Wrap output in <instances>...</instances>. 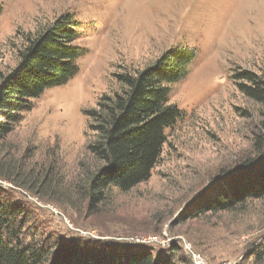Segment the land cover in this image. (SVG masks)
<instances>
[{"label":"rangeland","instance_id":"rangeland-1","mask_svg":"<svg viewBox=\"0 0 264 264\" xmlns=\"http://www.w3.org/2000/svg\"><path fill=\"white\" fill-rule=\"evenodd\" d=\"M0 5V74L17 65L27 36L65 12L83 22L78 43L87 49L70 81L36 98L0 141V187L27 213L26 244H145L155 254L173 250L180 264H196L194 254L205 264H264L258 258L264 197L200 213L254 166L246 162L258 159L255 134L264 109L243 92L248 81L238 73L264 76V0ZM177 45L192 47L197 58L171 85L170 103L181 115L165 131L151 177L129 191L111 187L103 202L92 203L90 173L99 163L88 150L95 138L88 111L119 90L118 74L140 71Z\"/></svg>","mask_w":264,"mask_h":264},{"label":"trees","instance_id":"trees-1","mask_svg":"<svg viewBox=\"0 0 264 264\" xmlns=\"http://www.w3.org/2000/svg\"><path fill=\"white\" fill-rule=\"evenodd\" d=\"M82 28L80 19L65 12L26 37L17 65L0 74V141L33 109L36 98L75 75L78 58L87 52L78 43ZM196 58V50L188 45L170 48L140 71L118 74L119 90L103 95L97 108L88 111L89 127L95 134L88 150L99 163L90 173L92 203L103 202L111 187L129 191L151 177L167 141L165 131L181 115L170 103L171 85L189 73ZM238 75L248 81L241 84L243 92L264 109V76L251 71ZM259 125L255 134L258 159L245 165L254 166L236 177L238 182L234 178L236 185L229 184V190L221 191L200 213L233 210L248 200L264 197V111ZM28 222L27 213L16 208L0 187V264H180V256L173 250L155 254L145 244L70 241L60 245L52 239L26 244L22 233ZM258 258L264 262V243Z\"/></svg>","mask_w":264,"mask_h":264},{"label":"built area","instance_id":"built-area-1","mask_svg":"<svg viewBox=\"0 0 264 264\" xmlns=\"http://www.w3.org/2000/svg\"><path fill=\"white\" fill-rule=\"evenodd\" d=\"M194 254V253H193ZM194 261L196 264H205L203 259L200 256L194 254Z\"/></svg>","mask_w":264,"mask_h":264}]
</instances>
